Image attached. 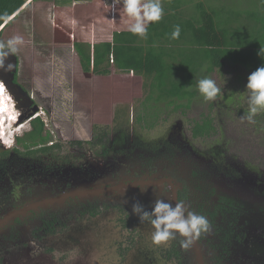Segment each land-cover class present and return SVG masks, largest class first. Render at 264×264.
I'll use <instances>...</instances> for the list:
<instances>
[{
  "label": "flooded vegetation",
  "instance_id": "1",
  "mask_svg": "<svg viewBox=\"0 0 264 264\" xmlns=\"http://www.w3.org/2000/svg\"><path fill=\"white\" fill-rule=\"evenodd\" d=\"M15 57L13 80L27 97L15 99L8 93V107L0 113V264L27 259L24 255L16 260L28 248L21 244L23 236L32 253L52 261L40 264H264L263 187L255 198L242 186L244 170L253 176L255 172L222 145L206 152L194 142L216 138L217 117L208 113L194 120L187 139L177 136L174 124L164 132V124L153 130L168 120L166 113L160 115L165 107L176 110L191 103L194 88L166 105L148 81L129 71L141 78L143 96L117 106L108 125L94 124L88 137L70 140L61 129L65 115L55 112L48 95L31 91L20 80V58L17 53ZM203 119L209 127L195 135L194 126ZM259 169L262 174L257 176L264 178V165ZM220 172L224 177H216ZM174 195L176 203L183 202L187 211L206 217L210 225L186 249L179 235L153 243L152 225L132 213L136 202L148 211L157 199L174 206ZM10 212L18 213L3 220ZM75 214L78 220L71 219ZM78 226V235L82 229L91 235L81 247L70 236ZM165 247L178 250V255L165 258Z\"/></svg>",
  "mask_w": 264,
  "mask_h": 264
},
{
  "label": "rangeland",
  "instance_id": "2",
  "mask_svg": "<svg viewBox=\"0 0 264 264\" xmlns=\"http://www.w3.org/2000/svg\"><path fill=\"white\" fill-rule=\"evenodd\" d=\"M94 1L96 0H35L24 8L18 16L20 17L18 20L0 26L2 29L0 41H6L15 35L23 37L25 43L20 46L17 52L20 58V80L29 84L31 91L38 90L41 94L48 95L47 97L52 99L55 112L58 111L66 116V118L65 116L62 118L61 129L67 130L68 136L66 137L70 140L88 137L94 124L108 125L111 123L117 106L120 104L130 105L143 96L139 76L134 75L132 72L119 71L111 67V72L108 75L84 77L72 44L53 42L51 18L54 8L58 5L69 6L74 13L77 4H85L87 7L90 2ZM205 1L212 7L223 8V12L227 13L228 10H231L232 26L238 24L233 22V10L240 13L242 20L238 22L242 21L240 24L243 25L245 30L252 32L254 28L260 26L256 24V20L249 19L247 21L244 18L245 12L260 10L256 0ZM102 2L107 12H109V18L113 19L112 0H102ZM182 2L187 7H185V11L191 9L193 13L194 8L190 7L193 6L191 0H182ZM88 20L90 24L94 23V19ZM84 27L83 23L82 28ZM83 36L85 39H89L93 36V33L84 29ZM250 74L251 72L248 70L228 62H225L221 68L202 74L199 79L212 78L220 87L221 93L217 98L214 101H205L196 84L193 87L195 95L191 103L187 107L181 106L176 110L165 107L163 110L167 112L163 111L164 113L160 115L164 116L166 113L168 120L166 122V119L159 121L153 130L158 132L159 127L164 124L160 130V132H164L174 124V127H177L178 130L179 135L177 136L187 139L192 122L203 115L213 113L215 118L217 117L216 123L219 125L218 135H215V139L206 138L194 142L197 144L198 149H202V151H209L213 145V151L215 152L222 145L227 150L241 156L246 168L253 170L256 174L253 176L246 169L243 172L242 181L246 184L251 183L246 188L249 190L248 193L256 194L254 197L257 198L258 193L262 191V187V192H264V178H259L256 173L258 172L261 175L262 172L259 167L264 165V115L259 112L254 117V122L251 123L246 119L249 95L246 84ZM40 99L43 102L46 101V98L40 97ZM185 102V100H181L180 103L185 104ZM55 116L57 115L55 114ZM242 116L245 118L241 119ZM44 119L46 118L44 117ZM25 128H28V124H25ZM221 173L216 177H224ZM254 181L256 184H254ZM17 191H19L18 188ZM257 191L258 193H256ZM75 215L76 217H71V219L78 220V215ZM28 224H24L22 228L27 227ZM30 227L33 226L30 225ZM95 228L96 222H94L91 229ZM79 229H81L80 226L72 231L70 236L72 241L77 242V246L81 247L82 240H89L91 235L89 231L83 229L80 231L82 235H78L76 232ZM25 238V236L22 237L21 244L24 246L28 244V248H22L16 254V260L18 261L24 255L27 259L22 258V260H19L20 264L52 262L47 258H43V255L32 253L33 251L29 250L32 246L30 242H24ZM139 251L143 252L142 250ZM73 255L76 256L75 253ZM136 255L140 258L143 257L139 252L134 251V256ZM74 259L76 260L77 257H74ZM53 262L57 263L54 260Z\"/></svg>",
  "mask_w": 264,
  "mask_h": 264
},
{
  "label": "trees",
  "instance_id": "3",
  "mask_svg": "<svg viewBox=\"0 0 264 264\" xmlns=\"http://www.w3.org/2000/svg\"><path fill=\"white\" fill-rule=\"evenodd\" d=\"M34 1L0 0V26L18 20L24 8ZM191 1L193 13L191 9L185 11L182 0H161L164 16L149 25L146 39L127 30L132 21L120 6L113 9L110 19L102 0L90 2L88 8L77 4L74 13L69 6L58 5L51 18L52 39L54 43L72 44L85 76L108 74L110 65L132 71L141 75L145 84L149 82L151 90L155 88L157 97L164 99L166 105H171L174 98L189 96L202 74L221 68L225 62L251 73L264 65V58L257 54L264 47V0H256L260 10L244 11L247 21L256 20L260 25L252 32L243 28L242 21L238 22L242 20L238 11L233 10V22L238 24L232 26L231 10L223 12V8L212 7L205 0ZM88 19H94V23ZM176 25L181 32L179 39L173 40L170 34ZM84 29L93 33L88 40L83 36ZM208 127L209 120L203 119L194 126V134L201 136ZM40 129L36 126L35 132L39 134ZM165 248V258L178 255V250Z\"/></svg>",
  "mask_w": 264,
  "mask_h": 264
},
{
  "label": "clouds",
  "instance_id": "4",
  "mask_svg": "<svg viewBox=\"0 0 264 264\" xmlns=\"http://www.w3.org/2000/svg\"><path fill=\"white\" fill-rule=\"evenodd\" d=\"M117 6L122 7L126 16L132 21L128 24L127 30L142 39L147 38L149 25L159 22L164 16L161 0H112L111 8L117 10ZM180 32V26H174L170 38L179 39ZM24 43L23 37L19 35L12 36L6 41H0V70H12L13 63L6 64L5 62L9 55L16 54ZM257 54L264 58V47H261ZM2 88L1 94H5L7 101L9 94L3 85ZM197 88L205 101H214L221 93L216 81L209 77L199 79ZM246 90L249 93L246 119L251 123L254 122V117L264 110V65L248 76ZM244 118L241 117V119ZM132 213L139 217L141 223L147 221L152 225L154 228L152 241L157 245L166 243L179 235L183 237L181 246L186 249L195 238L202 232H207L210 227L206 217L187 211L183 202H178L173 206L163 199H157L151 211L136 202L132 205Z\"/></svg>",
  "mask_w": 264,
  "mask_h": 264
},
{
  "label": "water",
  "instance_id": "5",
  "mask_svg": "<svg viewBox=\"0 0 264 264\" xmlns=\"http://www.w3.org/2000/svg\"><path fill=\"white\" fill-rule=\"evenodd\" d=\"M8 62L13 63L14 67L12 68L11 71L0 70V82H1V84L4 86V88H6L8 93L13 98L18 99L21 96L22 97H27V94L23 90V88L17 82H14V80H13L14 79V72L16 71V57H15V54H10L9 55V57L7 58L5 63L7 64ZM248 185H251V183H248V184L244 183L242 186L246 190L247 189L246 187ZM258 191L260 192L261 190H258ZM258 191L256 193H258ZM173 201H174V206H175V204H176L175 195H174ZM15 213H18V212H10V213L6 214L5 217L3 218V220H5L7 218H12Z\"/></svg>",
  "mask_w": 264,
  "mask_h": 264
},
{
  "label": "bare ground",
  "instance_id": "6",
  "mask_svg": "<svg viewBox=\"0 0 264 264\" xmlns=\"http://www.w3.org/2000/svg\"><path fill=\"white\" fill-rule=\"evenodd\" d=\"M3 88H2V84H1V82H0V90H2ZM7 98H9L10 99V96L9 95H7ZM7 101H8V99H7ZM6 98H5V94H1V91H0V113L1 114H3V111L4 110H6V107H8L7 105L8 104H6ZM9 102V101H8ZM11 108H12V105L10 106ZM7 110H9V108L7 109ZM13 113H15V112H13ZM4 116V115H3ZM2 117V116H1ZM1 119V118H0ZM4 121V120H3ZM6 121V120H5ZM11 121V120H10ZM7 122V121H6ZM7 124V123H6ZM12 124V123H11ZM3 125V124H2ZM9 125V124H8ZM5 127V126H4ZM3 127V128H4ZM7 129H8V127H7ZM0 133H2V132H0ZM4 133V132H3ZM7 134V133H6ZM10 136V135H9ZM12 137V136H11ZM8 138V137H7Z\"/></svg>",
  "mask_w": 264,
  "mask_h": 264
}]
</instances>
